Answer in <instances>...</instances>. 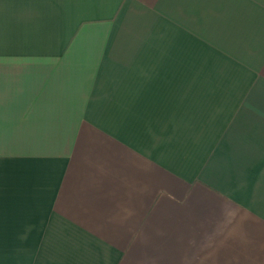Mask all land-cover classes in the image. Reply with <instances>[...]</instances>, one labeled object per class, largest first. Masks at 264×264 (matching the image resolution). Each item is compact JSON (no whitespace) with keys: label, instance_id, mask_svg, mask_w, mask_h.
I'll list each match as a JSON object with an SVG mask.
<instances>
[{"label":"crops","instance_id":"0c3cea01","mask_svg":"<svg viewBox=\"0 0 264 264\" xmlns=\"http://www.w3.org/2000/svg\"><path fill=\"white\" fill-rule=\"evenodd\" d=\"M0 264H264V0H0Z\"/></svg>","mask_w":264,"mask_h":264}]
</instances>
